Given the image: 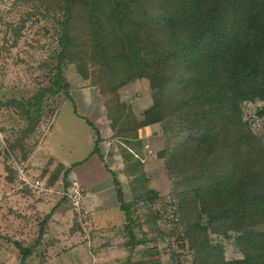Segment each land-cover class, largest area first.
<instances>
[{
    "label": "trees",
    "instance_id": "obj_1",
    "mask_svg": "<svg viewBox=\"0 0 264 264\" xmlns=\"http://www.w3.org/2000/svg\"><path fill=\"white\" fill-rule=\"evenodd\" d=\"M10 7L19 12L16 22L5 23L13 45L28 23L40 37L28 45L46 55L33 67L31 94L0 96V110L13 108L24 121L6 139V158L23 164L24 141L54 117L62 99L72 100L67 68L73 66L107 96L110 138L129 186L126 199L105 163L124 215V264H162L155 243L166 238L186 251L185 264H264V129L246 108L253 105L257 118L264 117V0H12ZM142 79L152 103L136 118L116 91ZM152 125L161 130L155 157L170 183L166 194L150 185L142 162L139 130ZM90 126L91 155L104 161V138ZM70 169L59 163L47 185L59 179L57 187L68 185ZM160 220L169 232L154 233ZM226 241L240 256L227 257ZM11 243L20 264L35 249ZM139 247L143 258L134 262ZM174 250L173 264L180 255Z\"/></svg>",
    "mask_w": 264,
    "mask_h": 264
},
{
    "label": "rangeland",
    "instance_id": "obj_2",
    "mask_svg": "<svg viewBox=\"0 0 264 264\" xmlns=\"http://www.w3.org/2000/svg\"><path fill=\"white\" fill-rule=\"evenodd\" d=\"M11 3L12 0H0V96L2 93L5 96H27L33 91V85L29 83L31 75L34 74L33 67L41 62L46 54L44 51L34 52L28 45L27 42L33 43L32 39L40 38L35 34L36 28L26 27L28 23L23 28L18 43L13 45L14 36L5 23L16 22L19 12L11 9ZM41 39L44 40L42 37ZM67 77L72 100L62 99L54 117L41 122L36 133L24 141L28 144L26 149L29 155L26 160H22L23 164L16 161L17 158H6L2 148H6L7 138L11 137L13 140L16 137L15 133L12 135V130L23 126L24 121L16 115L13 108L0 110V264H20V255L13 247L12 241H17L25 247L35 244L32 255L24 264H124L128 256L122 245L126 239L119 233L124 215L117 206H113L110 188H107L109 199L106 200V213H94L98 217L107 216L110 220L108 224L114 226L90 228L87 223L86 227H82L78 218L75 224L76 213L54 192L61 179L54 186H48L46 183L59 163L71 168L68 177L69 180L72 179L71 170L91 155L95 143L91 124L104 137V161H101L105 169L108 171L106 163L120 180L126 199L129 194L128 179L121 171L123 161L119 147L116 141L109 138L112 131L106 117L104 101L107 96L101 95L96 87L89 86L88 82L82 80L73 66H68ZM116 95L130 107L131 115L136 118H139L140 110L146 109L152 103L150 88L143 79L126 84L116 91ZM246 108L247 112L257 119V126L264 129V117L257 118L253 113V105L249 104ZM153 127L157 126H149L151 129L146 132L149 137L153 133L155 136L154 139L147 137V153L142 159L150 185L161 194H166L170 183L163 176L161 161L155 157L162 146L161 130H158L160 135L156 134L157 131H153ZM7 167L15 168L18 177L9 173ZM9 178H12V181L9 182ZM25 179L29 180L32 186L26 184ZM19 180L30 189V193L22 191L23 186ZM108 181L100 180L101 187H106ZM37 183H43L47 190L42 189L40 185L36 187ZM157 208H161L160 205ZM88 214L90 215V210ZM89 215L87 221L90 220ZM145 217L146 215L142 216L143 219ZM163 221H158L154 227L155 234L161 229L164 232L171 230L170 225L163 224ZM168 241L166 238L155 243L162 264H173L170 262L171 250L176 246L174 244L170 247ZM224 245L227 257L240 256V253L234 251L231 242L226 241ZM142 250L143 247L137 248L131 260H141ZM174 252L180 254L175 264L187 263L184 258L185 250Z\"/></svg>",
    "mask_w": 264,
    "mask_h": 264
},
{
    "label": "crops",
    "instance_id": "obj_3",
    "mask_svg": "<svg viewBox=\"0 0 264 264\" xmlns=\"http://www.w3.org/2000/svg\"><path fill=\"white\" fill-rule=\"evenodd\" d=\"M142 110H140L139 113ZM153 126H155V125H153ZM154 128L155 127L152 128L153 131L156 130L157 131L156 134L160 135V133L158 132V130L160 128L159 127H156L155 129ZM150 129L151 128H149V126H146V127H143L139 130V137L142 140L141 153L143 154V157H145V155L147 153V148H148V146H147L148 144H146L145 142H148V140L151 138L154 139V136H155L154 133L151 134V137H149V134H146V132H148ZM147 137H149V139ZM146 139H147V141H146ZM142 162H143V159H142ZM71 178L78 180L79 184L83 190L84 201H85L86 205L88 206V208L90 210V215H91V216L89 215L90 220L86 222L90 226V228H100L103 226L113 227L114 225L108 224V222L110 220L108 219L107 216L104 217L103 215H101L100 217H98L94 213L96 211H104V213H106L105 210L108 209V206L106 204V200L109 199V197H108L109 194L107 191L109 188L111 189V193L113 194L112 204H113V206L118 207V201H117V197H116V186L114 185L113 181H111V179H112L111 174H110V172H108L105 169V166H104L103 162L101 161L100 157H98L97 155L89 156L85 160V162L80 163L78 166L74 167L71 170ZM102 179H108L109 180L106 187H101L100 180H102ZM85 227H86V225H85Z\"/></svg>",
    "mask_w": 264,
    "mask_h": 264
},
{
    "label": "built area",
    "instance_id": "obj_4",
    "mask_svg": "<svg viewBox=\"0 0 264 264\" xmlns=\"http://www.w3.org/2000/svg\"><path fill=\"white\" fill-rule=\"evenodd\" d=\"M26 184H29L32 186L31 183H29V180H24ZM41 186L42 189L44 188L43 183H37L36 187ZM54 192L61 197H65L69 200L73 211L76 213V216L78 218L79 223L81 224L82 227H85L86 225V219L88 217V208L85 204L84 201V196H83V190L78 182V180L72 178L69 180L68 185L66 186H59L57 188H54ZM47 190V189H45ZM51 190V189H49Z\"/></svg>",
    "mask_w": 264,
    "mask_h": 264
}]
</instances>
